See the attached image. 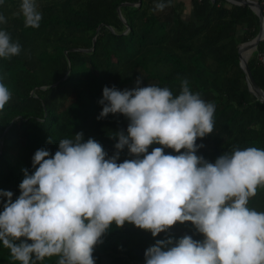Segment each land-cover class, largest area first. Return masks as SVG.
I'll return each mask as SVG.
<instances>
[{"label":"trees","instance_id":"trees-1","mask_svg":"<svg viewBox=\"0 0 264 264\" xmlns=\"http://www.w3.org/2000/svg\"><path fill=\"white\" fill-rule=\"evenodd\" d=\"M138 1L36 0L42 14L39 28L25 27L22 0L0 4V15L6 18L0 30L21 46L19 55L0 58V82L12 93L0 112V192H12L13 201L21 195L24 170L34 173L33 157L39 149L54 156L60 140L83 133L85 142L96 140L107 158L114 157V137L120 131L126 135L130 121L122 114L98 119L99 101L106 86L132 90L138 78L141 87H167L174 96L187 80L193 93L215 105L212 134L196 141L198 157L214 164L235 149H264V102L249 92L237 50L258 33L253 11L225 0H190L192 15L187 18L182 0H165L170 6L162 12L153 11L157 0ZM261 52L264 40L247 65L264 91ZM157 147L162 146H150L149 153ZM129 159L135 157L125 147L117 163ZM6 202L0 195V212ZM248 207L264 212V187L257 188ZM185 235L204 239L190 222L178 223L158 237L133 224H113L93 257L96 264H146L145 252L157 240ZM58 259L46 258L41 264H58ZM0 264H19L2 242Z\"/></svg>","mask_w":264,"mask_h":264},{"label":"clouds","instance_id":"clouds-1","mask_svg":"<svg viewBox=\"0 0 264 264\" xmlns=\"http://www.w3.org/2000/svg\"><path fill=\"white\" fill-rule=\"evenodd\" d=\"M168 6L157 0L153 11ZM20 11L25 27L39 28L36 0H22ZM0 23H6L2 15ZM20 52V44L0 30V58ZM141 82L132 90L103 89L98 119L122 114L130 121L127 134L114 137V157L107 158L96 140L85 142L83 133L60 140L54 156L36 151L35 171L24 170L21 195L13 201L12 192H0L7 198L0 242L19 264L54 256L58 264H96L94 249L113 224H133L158 237L190 222L203 241L188 235L157 240L145 252L146 264H264V212L248 207L264 187V149H235L207 162L196 155V141L212 134L215 105L193 93L187 80L178 96ZM11 98L0 82V112ZM152 145L162 147L149 153ZM125 147L135 159L117 163ZM164 148L178 154L166 155Z\"/></svg>","mask_w":264,"mask_h":264},{"label":"water","instance_id":"water-1","mask_svg":"<svg viewBox=\"0 0 264 264\" xmlns=\"http://www.w3.org/2000/svg\"><path fill=\"white\" fill-rule=\"evenodd\" d=\"M211 1L214 2L215 0H211ZM228 1H231L235 5L249 7V9H251L258 18L259 30L256 37L247 43L239 45L237 50H238L239 65L244 72L245 82L247 84L249 92L252 93L259 101L264 102V91L255 83L247 65V61L251 53L255 51L258 44L264 40L263 8L258 1H248V0H228ZM139 4H140V0L138 1L137 5ZM119 17L122 20V22L125 24V21L122 18L121 14H119ZM94 43H95V38L93 39V46Z\"/></svg>","mask_w":264,"mask_h":264},{"label":"built area","instance_id":"built-area-1","mask_svg":"<svg viewBox=\"0 0 264 264\" xmlns=\"http://www.w3.org/2000/svg\"><path fill=\"white\" fill-rule=\"evenodd\" d=\"M228 3L234 4L231 1L225 0ZM248 1H258V0H248ZM259 4L262 6V8L264 7V0H260L258 1ZM235 5V4H234ZM258 60L260 61V63L263 65L264 67V52H261L258 54Z\"/></svg>","mask_w":264,"mask_h":264},{"label":"crops","instance_id":"crops-1","mask_svg":"<svg viewBox=\"0 0 264 264\" xmlns=\"http://www.w3.org/2000/svg\"><path fill=\"white\" fill-rule=\"evenodd\" d=\"M182 1L184 2V5H185L184 7L185 17L189 18L192 15L190 0H182Z\"/></svg>","mask_w":264,"mask_h":264}]
</instances>
